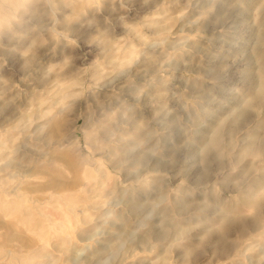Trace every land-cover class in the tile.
Instances as JSON below:
<instances>
[{"label":"rangeland","instance_id":"rangeland-1","mask_svg":"<svg viewBox=\"0 0 264 264\" xmlns=\"http://www.w3.org/2000/svg\"><path fill=\"white\" fill-rule=\"evenodd\" d=\"M0 264H264V0H0Z\"/></svg>","mask_w":264,"mask_h":264}]
</instances>
